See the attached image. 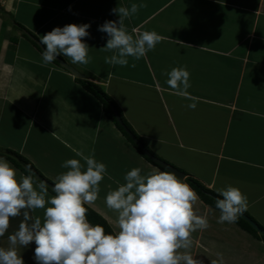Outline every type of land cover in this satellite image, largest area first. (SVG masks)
Returning a JSON list of instances; mask_svg holds the SVG:
<instances>
[{
  "label": "crops",
  "instance_id": "1",
  "mask_svg": "<svg viewBox=\"0 0 264 264\" xmlns=\"http://www.w3.org/2000/svg\"><path fill=\"white\" fill-rule=\"evenodd\" d=\"M132 3L146 6L125 19L127 31L154 30L162 40L141 59L129 57L128 66L107 64L112 53L102 49L107 36L98 26L118 19L113 8ZM0 9L9 16L0 14V152L20 155L51 185L67 171L65 160L80 159L71 148L94 154L107 175L87 206L114 234L119 228L117 214L105 205L108 192L133 168L142 175L164 171L105 117L77 77L55 63L44 65L42 51L14 26L39 39L57 26L90 24L83 38L89 63L59 57L82 75L78 79L101 86L151 153L217 194L229 185L239 188L248 198L246 212L264 227V0H0ZM176 67L190 72L195 109L166 82ZM0 159L16 169L17 179L28 176ZM193 209L209 224L191 234L187 251L194 258L202 264H264V241L236 223H218L220 211L199 197ZM22 219L10 218L0 247H9L8 236ZM35 247H17L25 264H37Z\"/></svg>",
  "mask_w": 264,
  "mask_h": 264
},
{
  "label": "clouds",
  "instance_id": "2",
  "mask_svg": "<svg viewBox=\"0 0 264 264\" xmlns=\"http://www.w3.org/2000/svg\"><path fill=\"white\" fill-rule=\"evenodd\" d=\"M144 6L132 3L130 8H113L118 19L98 26V31L107 36L102 49L112 53L105 63L128 66L129 57L139 60L161 42V35L154 30L133 29V35L124 25L126 18ZM90 26L67 24L40 36L42 63L51 64L63 55L74 65L88 64L90 48L83 38L90 35ZM167 75L170 89L192 100L188 107L195 109L197 98L188 92L191 83L187 68H172ZM71 150L80 159L62 163L67 171L53 183V196H49L45 182L37 188L31 176L17 179L16 169L0 159V237L7 232L10 218L23 215L18 230L8 236L9 247H0V264H25L17 247L25 248L33 242L37 264H202L187 250L191 234L207 229L209 224L206 216L194 211L198 195L182 178L173 171L156 168L143 175L141 168L129 170L125 183L105 197L106 207L117 214L119 228L115 234L106 233L102 225L88 221L86 205L97 200L107 166L94 154ZM217 192L222 197L216 199L215 206L220 210L217 222L235 223L248 209L247 196L231 185ZM37 209H44L43 219L30 215Z\"/></svg>",
  "mask_w": 264,
  "mask_h": 264
},
{
  "label": "trees",
  "instance_id": "3",
  "mask_svg": "<svg viewBox=\"0 0 264 264\" xmlns=\"http://www.w3.org/2000/svg\"><path fill=\"white\" fill-rule=\"evenodd\" d=\"M1 11L2 10L0 9V14H3L4 12L2 13ZM14 26H15V28H18L19 30H21L23 32V34L25 36H27L31 40V42L38 49H40L41 51H43L42 49H44V46L39 43V39L36 36H34L32 33H30L29 31H27L26 29H24L18 23H15ZM53 63H55V64L58 65V63L56 61H54ZM76 79H77V81L79 82V84L82 86V88L84 90H86L88 93H90L91 95H93L101 103L102 111H103L105 117L107 119H109L116 126V128L121 132V134L135 147V149L143 157H145L148 161H150V159L147 158L144 155V153L141 151V149L132 141V139L129 137L127 131L129 133H131L139 142H141L142 145L145 147V149L148 150L147 146L143 143V141L141 140V138L134 132V130L132 129V127L129 125V123L123 117V115H122L119 107L110 98V96L101 88V86H99L98 84H96L94 82H91L89 80H86V79H78V78H76ZM112 107L117 111L118 115L120 116V119H121L122 124H120L116 120V118H115V116H114V114L112 112ZM151 154H153V153H151ZM153 155L156 156L155 154H153ZM0 156L5 157L7 160H9L10 162H12L16 167H18L26 175L33 177L31 171L27 168V167H29V168H32L33 169L32 165L27 160H25L24 158H22L20 155H18L16 153H13V152H10V151H7V152H0ZM150 162H152V161H150ZM156 166H158V165H156ZM184 174H185V177H184V179L182 181L184 183H187L197 193L198 197L205 204H207V205H209V206L217 209L216 206H215L216 199L217 198H222V197H219V195L217 193H215L214 191L206 188L203 184H201L196 179L190 177L186 173H184ZM41 178H43V177H41ZM35 179H37L38 181H40L37 177H35ZM49 190L51 191V189H49ZM86 207L88 208V211H87V219H88V221L92 225H97V224L102 225L104 227L106 233H112V234H114L113 231H112V229L107 224V222L99 214H97L95 211H93L87 205H86ZM217 210H219V209H217ZM243 215H245L249 219L253 220L259 228L264 229V227H262L260 224H258L247 212H245ZM235 223L241 229L245 230L246 232H248L249 234H251L255 238H258V239H261L262 241H264V236L263 235H259L248 224V222H246L242 217H240Z\"/></svg>",
  "mask_w": 264,
  "mask_h": 264
},
{
  "label": "water",
  "instance_id": "4",
  "mask_svg": "<svg viewBox=\"0 0 264 264\" xmlns=\"http://www.w3.org/2000/svg\"><path fill=\"white\" fill-rule=\"evenodd\" d=\"M44 50V49H42ZM56 62L58 63V65L64 69H66L67 71H69L73 76L77 77V78H81L82 75L76 71L73 67H71L70 65H68L63 59H61L60 57L56 58ZM112 112L116 118V120L122 124L120 116L118 115L117 111L112 107ZM127 131V130H126ZM129 137L132 139V141L141 149V151L144 153V155L149 158L152 162H154L155 164L159 165L163 170H169V171H173L178 175V178H183L184 177V173L182 171H180L179 169H177L176 167H174L173 165L161 160L160 158H158L157 156H154L153 154H151V152H149V150L145 149V147L142 145L141 142H139L131 133H129L127 131ZM31 172H33L32 169H30L29 167H27ZM35 174V176L41 181V182H45L48 187L51 189L52 185L49 184L47 181H45L43 178H41L40 176H38L35 172H33ZM246 222H248V224L259 234V235H263L264 236V229L259 228L256 223L249 219L248 217H246L245 215L241 216Z\"/></svg>",
  "mask_w": 264,
  "mask_h": 264
},
{
  "label": "rangeland",
  "instance_id": "5",
  "mask_svg": "<svg viewBox=\"0 0 264 264\" xmlns=\"http://www.w3.org/2000/svg\"><path fill=\"white\" fill-rule=\"evenodd\" d=\"M2 10V9H1ZM2 13L4 12L3 10L1 11ZM5 13V12H4ZM5 19H9V16L1 14Z\"/></svg>",
  "mask_w": 264,
  "mask_h": 264
}]
</instances>
